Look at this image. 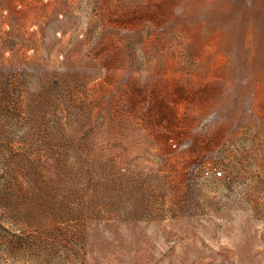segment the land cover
I'll use <instances>...</instances> for the list:
<instances>
[{
    "label": "rangeland",
    "instance_id": "rangeland-1",
    "mask_svg": "<svg viewBox=\"0 0 264 264\" xmlns=\"http://www.w3.org/2000/svg\"><path fill=\"white\" fill-rule=\"evenodd\" d=\"M0 264H264V0H0Z\"/></svg>",
    "mask_w": 264,
    "mask_h": 264
},
{
    "label": "built area",
    "instance_id": "built-area-1",
    "mask_svg": "<svg viewBox=\"0 0 264 264\" xmlns=\"http://www.w3.org/2000/svg\"><path fill=\"white\" fill-rule=\"evenodd\" d=\"M218 175H220V173H217Z\"/></svg>",
    "mask_w": 264,
    "mask_h": 264
}]
</instances>
